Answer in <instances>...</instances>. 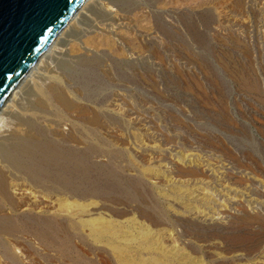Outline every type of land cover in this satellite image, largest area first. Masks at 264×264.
I'll return each instance as SVG.
<instances>
[{
    "label": "rangeland",
    "instance_id": "374dc122",
    "mask_svg": "<svg viewBox=\"0 0 264 264\" xmlns=\"http://www.w3.org/2000/svg\"><path fill=\"white\" fill-rule=\"evenodd\" d=\"M84 3L0 109V264H264V0Z\"/></svg>",
    "mask_w": 264,
    "mask_h": 264
},
{
    "label": "water",
    "instance_id": "95a60500",
    "mask_svg": "<svg viewBox=\"0 0 264 264\" xmlns=\"http://www.w3.org/2000/svg\"><path fill=\"white\" fill-rule=\"evenodd\" d=\"M86 0H0V109Z\"/></svg>",
    "mask_w": 264,
    "mask_h": 264
},
{
    "label": "bare ground",
    "instance_id": "6f19581e",
    "mask_svg": "<svg viewBox=\"0 0 264 264\" xmlns=\"http://www.w3.org/2000/svg\"><path fill=\"white\" fill-rule=\"evenodd\" d=\"M86 2H87V0H86ZM91 2V1H90ZM89 2V3H90ZM84 5H85V3H84ZM88 5V4H87ZM86 6V5H85ZM84 6H82V8H83ZM81 8V7H80ZM85 9V8H84ZM81 12L80 11H78V14H77V16L80 14ZM76 16V17H77ZM74 18V17H73ZM72 18V20H74ZM73 24H74V22L73 23H71V26H73ZM69 26V25H68ZM70 27V26H69ZM56 40V39H55ZM61 40V39H60ZM65 43V42H64ZM39 62H41V59L40 60H38ZM37 61V62H38ZM39 62H38V64H39ZM43 63V62H42ZM36 65V64H35ZM31 73V72H30ZM31 76V75H30ZM27 77V76H26ZM25 77V78H26ZM42 77V76H41ZM24 78V79H25ZM23 79V80H24ZM41 79V78H40ZM23 80H22V82L19 84V86L18 87H20L21 86V84L22 83H26L27 82V85H26V87H27V89H32V86H30V85H33V81H32V79L31 78H29V79H26L25 81L26 82H23ZM35 84V83H34ZM25 85V84H24ZM17 87V88H18ZM22 87V86H21ZM16 90V89H15ZM14 90V92L12 93V95L13 94H16L17 95V93H16V91ZM25 90V89H24ZM26 91V90H25ZM31 91V90H30ZM19 92V91H18ZM19 94V93H18ZM13 97V96H12ZM16 97V96H15ZM14 97V98H15ZM12 99V98H11ZM7 104V103H6ZM5 107V106H4ZM8 107V106H7ZM13 112V111H12ZM10 116V115H9ZM0 120L2 121L3 119L2 118H0ZM2 125V124H1ZM1 127V126H0ZM16 140V139H15ZM7 176V175H6ZM1 180V179H0ZM3 181V180H2ZM1 182V181H0ZM5 188V187H4ZM3 189V188H2ZM4 190V189H3ZM15 192H14V194H16V195H19L18 196V201H19V205L17 206V211H18V209H21V210H26V209H30V208H32L33 206H35L34 208H40V207H36L37 206V201H38V199H36V196H31V193L28 191H25V190H23V191H19V190H14ZM30 193V194H29ZM15 195V196H16ZM30 195V196H29ZM5 196V195H4ZM3 196V197H4ZM17 197V196H16ZM8 198V197H7ZM41 198V197H40ZM17 199V198H16ZM9 201V200H8ZM17 201V200H16ZM10 205V204H9ZM36 210V209H35ZM39 210V209H38ZM6 216V215H5ZM38 218V217H37ZM8 219V218H7ZM38 220V219H37ZM7 222V221H6ZM38 222V221H37ZM21 223V222H20ZM38 223H40V222H38ZM40 226V225H39ZM2 227V226H1ZM18 227V226H17ZM25 227V226H24ZM5 228V227H4ZM9 228H10V226H9ZM9 228H7V229H9ZM12 228H13V226H12ZM2 229V228H1ZM3 231V230H2ZM9 231V230H8ZM5 233H6V231H5ZM2 235H4L5 236V234L3 233ZM4 250H5V248H4Z\"/></svg>",
    "mask_w": 264,
    "mask_h": 264
}]
</instances>
